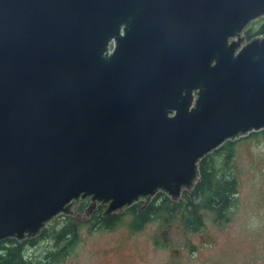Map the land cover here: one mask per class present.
I'll use <instances>...</instances> for the list:
<instances>
[{"label":"water","instance_id":"obj_1","mask_svg":"<svg viewBox=\"0 0 264 264\" xmlns=\"http://www.w3.org/2000/svg\"><path fill=\"white\" fill-rule=\"evenodd\" d=\"M260 18L264 0H0V242L179 202L201 159L264 130Z\"/></svg>","mask_w":264,"mask_h":264},{"label":"rangeland","instance_id":"obj_2","mask_svg":"<svg viewBox=\"0 0 264 264\" xmlns=\"http://www.w3.org/2000/svg\"><path fill=\"white\" fill-rule=\"evenodd\" d=\"M263 19L245 30L258 34ZM260 132L232 141L233 159L225 172L236 179L237 195L226 220L204 211V226L192 232L182 223V208L145 223L136 213H126L128 208L113 229H99L93 222L78 225L76 241L64 242L71 246L59 264H264V135ZM213 161L220 167L224 158L216 155ZM63 217L44 228L49 237L28 251L30 259L53 250L50 237L68 222Z\"/></svg>","mask_w":264,"mask_h":264},{"label":"trees","instance_id":"obj_3","mask_svg":"<svg viewBox=\"0 0 264 264\" xmlns=\"http://www.w3.org/2000/svg\"><path fill=\"white\" fill-rule=\"evenodd\" d=\"M258 34L264 35V19L262 25L258 29ZM250 30L246 31L247 40H251L255 35H250ZM264 135V130L260 132ZM252 135L255 133H251ZM234 143L226 141L221 147L213 151L198 164L199 182H197L188 194L183 192L181 201L178 204L170 202L169 198L162 193H158L147 205L141 210L143 202L134 204L126 213L134 214L140 217L141 223L151 221L154 217H159L161 213L170 212V209L182 208L181 220L186 230L197 232L204 226L203 214L204 211H209L215 214L217 220H226L227 213L233 207L237 195V181L230 174H226V169L229 167L233 159ZM221 155L224 158L222 166L217 167L213 161L214 156ZM88 203V200L86 201ZM86 203L80 205V210L85 208ZM104 209L99 207L93 213L92 222L97 228L110 230L113 229L120 217L123 215H110L103 217ZM140 223V224H141ZM142 225V224H141ZM49 237L47 230H43L39 237L32 240H24L18 242L15 239H8L0 242V264H59V258L62 254H66L69 244H64L67 239L70 242L76 241L74 236L73 225L68 222L59 231L51 235L53 241V250L47 251L44 256L38 260H32L28 257V251L33 249L36 244Z\"/></svg>","mask_w":264,"mask_h":264},{"label":"flooded vegetation","instance_id":"obj_4","mask_svg":"<svg viewBox=\"0 0 264 264\" xmlns=\"http://www.w3.org/2000/svg\"><path fill=\"white\" fill-rule=\"evenodd\" d=\"M248 30V29H247ZM247 30H244L243 31V38H244V43H248L249 41H251V40H253V39H255V38H259V37H263L262 35H255L251 40H247V37H246V31ZM120 32H122V29H120ZM250 32V35H251V31H249ZM231 41L232 40H229V43H231ZM112 44H113V39L111 40V42L109 43V45H108V53H111L112 52ZM84 202L85 201H80V202H78L76 205H75V208H76V211H77V213H80V214H82L83 213V210L85 209V208H83L82 210H80L79 208H80V205L81 204H84ZM100 207V206H99ZM101 208H103L102 206H101ZM63 219H66L68 222H69V217H67V218H64L63 217ZM90 222H92V220L90 221Z\"/></svg>","mask_w":264,"mask_h":264}]
</instances>
